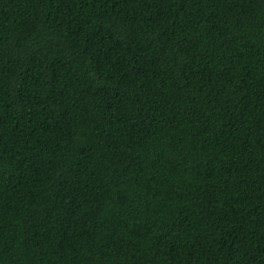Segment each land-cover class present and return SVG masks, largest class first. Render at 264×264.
Listing matches in <instances>:
<instances>
[{"label":"trees","instance_id":"obj_1","mask_svg":"<svg viewBox=\"0 0 264 264\" xmlns=\"http://www.w3.org/2000/svg\"><path fill=\"white\" fill-rule=\"evenodd\" d=\"M0 264H264V0H0Z\"/></svg>","mask_w":264,"mask_h":264}]
</instances>
